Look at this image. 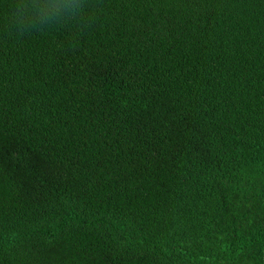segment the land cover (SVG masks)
Masks as SVG:
<instances>
[{
    "label": "trees",
    "instance_id": "16d2710c",
    "mask_svg": "<svg viewBox=\"0 0 264 264\" xmlns=\"http://www.w3.org/2000/svg\"><path fill=\"white\" fill-rule=\"evenodd\" d=\"M0 264H264V0H0Z\"/></svg>",
    "mask_w": 264,
    "mask_h": 264
}]
</instances>
